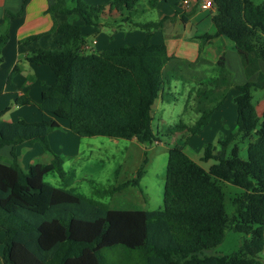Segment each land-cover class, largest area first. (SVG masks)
Returning a JSON list of instances; mask_svg holds the SVG:
<instances>
[{
	"label": "trees",
	"instance_id": "1",
	"mask_svg": "<svg viewBox=\"0 0 264 264\" xmlns=\"http://www.w3.org/2000/svg\"><path fill=\"white\" fill-rule=\"evenodd\" d=\"M137 1L111 0L90 6L73 0V6L68 7L65 0H47V12L77 13L94 27L102 26L100 20L106 17L152 31L160 30L176 15L187 22L192 10L139 23L124 16ZM157 1L147 3L154 7ZM28 2L22 0L16 13L6 10L4 19L23 16ZM211 2L210 21L215 31L205 39L222 35L231 41L247 78L256 75V79L235 86L236 127L216 144L204 146L200 159L210 163L207 168L193 160L179 142L168 148L160 209L110 208L72 188L53 186L44 177L51 172L64 177L63 159L52 153L48 140L50 132L60 129L57 119L66 121L69 131L78 137L135 139L144 146L158 140L152 129V106L164 98L169 83L163 74L170 59L166 45L151 43L150 33L134 45L84 52L80 28L65 21L53 26L60 35L58 48L29 52L27 61L48 65L54 73V83L42 92L38 108L55 119L8 122L1 119L5 111L0 112V148L10 147L6 162H0L3 264H106L104 249H114L121 257L120 264H264L258 258L264 249V112L259 116L253 101V92L264 88V71L259 67L264 63V1ZM4 39L0 28V45ZM217 65L220 76L229 77L222 57ZM18 71L15 65L8 81ZM230 84L228 80L226 85ZM220 87L219 83L195 91L199 117L190 126L181 124V129L185 127L181 138L188 139L209 122L224 99ZM30 102L25 96L16 101ZM245 141L246 158H241L240 144ZM22 142L39 144L51 159L24 168L16 153ZM143 173L140 167L131 180L95 188L92 195L102 198L130 185L139 186ZM222 182L240 189L232 200L231 215L225 209ZM229 227L243 235L238 250L205 255L223 241Z\"/></svg>",
	"mask_w": 264,
	"mask_h": 264
},
{
	"label": "crops",
	"instance_id": "2",
	"mask_svg": "<svg viewBox=\"0 0 264 264\" xmlns=\"http://www.w3.org/2000/svg\"><path fill=\"white\" fill-rule=\"evenodd\" d=\"M65 1L68 7L74 4L73 0ZM81 1L90 6H98L107 4L111 0ZM203 1L190 0L192 10L185 23L181 22L178 15L174 16L176 12L181 11V0H168L167 2L158 0L154 6L159 7L158 19L174 16L173 20L165 21L160 30L123 33L111 27V29L109 28L111 32L107 33L99 27L87 25L77 13L67 16L61 13L50 15L47 12V0H29L23 16L4 19L6 10L12 13L19 11L22 0H0V28L5 37L4 42L0 45V57L2 58L0 64V112L5 111L1 119L8 122L22 119L30 123L55 119L51 114L38 108L42 92L54 83V73L48 65L27 61L26 56L34 49L58 48L57 40L60 35L53 30V26L68 21L78 25L83 43H91L92 40H96V43L92 45L94 51L130 46V41L136 40L138 43L150 33L149 40L151 43H164L170 57L163 67V74L166 70L167 74L164 76L169 82L165 88V94L166 92L169 93L170 90V78H174L170 77L171 75L178 73L185 86V95L183 96L185 102L180 121L189 119L190 122L193 121L194 123L199 117L195 111L193 96L204 82L209 84L214 82V86L220 83L219 90L224 93V99L220 106L212 112L209 122L184 142L185 144L190 142L192 137L200 135L207 127H214L216 131L222 130L219 133L215 132L214 135L219 136L216 140L226 137L236 127L237 108L233 98L238 91L235 86L242 85L248 80L254 81L256 75L247 78L240 56L233 48L232 42L227 38L216 35L205 39L207 35H212L215 29L210 21V13L213 11L204 8ZM30 36H37V38L27 43L20 42ZM221 57L229 77L220 76L217 62ZM15 65L19 66V71L8 81ZM259 67L261 71H264V63H260ZM228 80L231 84L227 86ZM258 90H262V93L255 98L254 94ZM22 96L29 98L31 102L29 104H17L16 101ZM253 101L258 115L261 116L264 112V88L253 92ZM163 102L164 98L157 99L152 106V111L153 109L161 110ZM187 110H193L195 114L187 118V115H184ZM152 118H154L153 114ZM56 121L69 130L66 121L58 119ZM184 125L187 124L184 123ZM37 145V143L22 142L17 146L16 153L24 168L33 164L30 162L42 151V148H38ZM9 154V146L0 148V162H6ZM22 155L30 156L24 157L23 161ZM1 237L2 234H0ZM1 254L2 250L0 252V260L2 261Z\"/></svg>",
	"mask_w": 264,
	"mask_h": 264
},
{
	"label": "rangeland",
	"instance_id": "3",
	"mask_svg": "<svg viewBox=\"0 0 264 264\" xmlns=\"http://www.w3.org/2000/svg\"><path fill=\"white\" fill-rule=\"evenodd\" d=\"M256 4L264 0H252ZM210 10V9H208ZM124 16L133 22L157 21L159 17V7L148 5L147 0H139L134 4V8L125 11ZM102 31L110 33L111 27L123 33L140 32L143 29L134 27L128 22H113L112 19L103 18L100 20ZM110 28V29H109ZM137 43L136 40L129 44ZM167 72L165 70L164 75ZM14 76V74L10 77ZM170 90L164 95V102L161 110L153 109L152 129L156 133L158 140L151 145L144 146L135 139H112L103 136L78 137L65 129L63 124L60 129L54 130L49 134V146L52 153L59 155L63 159L64 177L61 179L56 172H51L44 177V181L56 186L72 188L75 192L82 195L93 197L110 208L116 209H137V210H156L162 208L163 187L165 181L166 163L168 148L175 141L184 145L185 152L204 168L209 166V162L201 161L203 148L207 143L216 144L218 135L214 127H207L190 142L184 143L181 135L184 129L180 127L182 123L186 126L193 123L187 120L180 121L185 102L184 82L179 78L178 73L171 75ZM214 82L209 84L204 82L202 87L214 88ZM262 90L255 92L254 96L259 97ZM167 100V101H166ZM193 110H187L184 115L187 118L194 115ZM226 129V128H225ZM218 130V129H217ZM247 141L240 144L239 155L246 158ZM41 148L40 145H37ZM41 150V149H39ZM30 155L21 156L28 158ZM8 157V156H7ZM51 157L49 152L40 151L30 163H46ZM1 159H4L1 157ZM25 165V164H24ZM142 167L144 173L139 181V186H128L111 196L98 198L92 195L95 188L107 187L118 184L126 180H131L138 168ZM222 189L225 193V209L231 215L234 211L232 200L239 193L240 189L227 182H222ZM242 234L233 230L232 227L226 229L223 241L216 247L205 252V255H226L238 250L242 241ZM2 246L0 245V252ZM106 264H120L121 257L114 249L102 250ZM258 258L264 261V249L258 254ZM0 264L3 262L0 260Z\"/></svg>",
	"mask_w": 264,
	"mask_h": 264
},
{
	"label": "built area",
	"instance_id": "4",
	"mask_svg": "<svg viewBox=\"0 0 264 264\" xmlns=\"http://www.w3.org/2000/svg\"><path fill=\"white\" fill-rule=\"evenodd\" d=\"M203 6L206 9L213 10V4L211 0H204ZM181 10L189 11L192 8L190 0H181L180 4ZM96 43V40H92L91 43H84L81 48L84 52H90L92 51V45Z\"/></svg>",
	"mask_w": 264,
	"mask_h": 264
}]
</instances>
